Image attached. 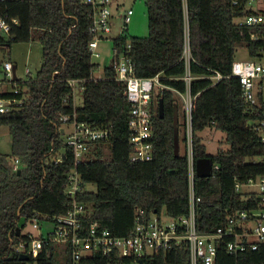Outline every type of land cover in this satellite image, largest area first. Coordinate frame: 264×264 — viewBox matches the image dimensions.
I'll return each instance as SVG.
<instances>
[{
  "label": "trees",
  "instance_id": "1",
  "mask_svg": "<svg viewBox=\"0 0 264 264\" xmlns=\"http://www.w3.org/2000/svg\"><path fill=\"white\" fill-rule=\"evenodd\" d=\"M144 2L148 36L126 34L113 40L117 53L130 40L137 76L160 75L166 86L158 89L156 100L152 97L154 157L133 162L129 157L131 105L125 84L116 78L112 66L104 69L102 78L94 79L98 65L89 51L92 7L81 0L0 1V16L19 21L12 27L11 39L0 37V44L8 51L12 43L39 41L43 58L39 81L29 85L31 97L24 108L0 119L12 137L11 153L0 155V264H25L10 246L9 237L17 242L27 239L23 231L34 217L63 215L71 209L66 189L68 174L75 168L83 187H97L79 193L78 201L90 204L92 219L114 235L130 232L137 208L147 215L162 210L170 217L189 213L187 157L175 152L178 92L186 91L182 77L188 70L196 77L190 86L194 157L196 161L211 158L218 166L211 177L195 178V194L200 198L196 206L198 230L214 232L235 210L256 207L255 201L248 199L249 193L238 192L236 185L264 178V143L252 127L253 119L262 118L264 92L258 94L260 109L245 103L240 81L232 76V64L238 48H246L250 58H259L264 40H253L248 28L235 23L243 15V7L232 6L230 0ZM256 30L264 33V28ZM187 33L189 64L184 57ZM216 74L223 78L214 81ZM67 79L86 81L82 107L75 106ZM160 99L164 102L163 118L158 114ZM74 113L78 121L113 131L108 142L94 144L78 165L58 129L61 115ZM207 128L224 132L229 148L209 153L199 134ZM63 150L65 160L56 164L52 159ZM12 158L19 159L18 170H14ZM22 219L25 225L17 236ZM225 247L226 242H218V264H264V244L238 256L229 255ZM39 260L40 264H61L55 251L42 253ZM156 264H189V251L186 247L159 251Z\"/></svg>",
  "mask_w": 264,
  "mask_h": 264
},
{
  "label": "built area",
  "instance_id": "2",
  "mask_svg": "<svg viewBox=\"0 0 264 264\" xmlns=\"http://www.w3.org/2000/svg\"><path fill=\"white\" fill-rule=\"evenodd\" d=\"M2 1V0H0ZM84 5L92 7V25L90 33L93 39L89 43L91 58L99 57L100 43L107 39L112 32L114 14L113 6L123 5L119 0H81ZM232 6L243 7V15L235 19V23L248 28L251 38L255 41L264 40V33L258 32L257 27L264 28V0H230ZM134 8H127L121 14L124 24L120 36L127 34V23L134 15ZM18 19L0 16V37L5 41L11 39L14 25ZM128 35V34H127ZM6 45L0 44V119L24 108L31 97L30 84L38 82L31 77L26 69L25 76L18 75V65L5 58ZM131 42L127 41L122 52L113 49L112 67L116 78L125 84V94L130 103L128 114L129 142L132 146L130 160L133 162H147L154 157V121L152 97L155 89L166 86L161 82L160 75L143 78L136 75L135 66L130 56ZM184 57L189 64L191 51L188 33L185 43ZM58 72H55V74ZM232 76L237 77L241 84V96L245 103L260 109L258 94L264 92V47L259 58L235 60L232 64ZM196 77L188 72L182 77L186 83V91L178 92L183 99L184 111V154L187 157L189 179V213L184 216L170 217L165 210L152 212L147 215L143 209L137 208L134 224L127 235H114L99 221L92 219V206L78 201L79 193L87 191L82 186L81 175L75 168L68 174L66 193L72 200V207L63 215H41L34 217L29 224L38 231L32 235L24 232L28 237L16 241L9 237L10 246L19 256L26 254L25 264H40V255L55 251L61 264H156L158 252H169L177 247H186L189 251V264H218V242H226V252L238 256L244 252L257 251L264 244V178H252L246 183H237L236 190L242 192L243 185H249V200H254L256 207L251 210H235L230 213L224 225L214 232H200L197 227L196 206L200 200L195 194L196 160L194 157L192 109L193 97L190 93L192 80ZM221 74H216L214 81H220ZM95 80L98 78H94ZM75 100V91L85 89V80L67 79ZM260 110H257L259 112ZM262 118L252 122L253 129L259 134L264 143V111ZM58 129L64 135L65 145L72 150L75 164L86 160L92 146L98 142H108L112 136L109 127L92 126L78 121L76 113L62 114ZM10 134L6 124L0 123V141L5 132ZM2 155V154H0ZM63 153L54 155L56 164L65 160ZM14 170L20 167L18 158H12ZM264 163V159H262ZM218 166L213 164V169ZM52 226L45 234L42 224ZM66 259V260H65Z\"/></svg>",
  "mask_w": 264,
  "mask_h": 264
},
{
  "label": "rangeland",
  "instance_id": "3",
  "mask_svg": "<svg viewBox=\"0 0 264 264\" xmlns=\"http://www.w3.org/2000/svg\"><path fill=\"white\" fill-rule=\"evenodd\" d=\"M123 2V5L113 6L112 11L114 19L112 21V32L107 35V39L100 43L98 51L100 52L99 57H94L93 62L98 65L95 71V77L100 79L104 75V69L112 66L114 58L113 53V40L118 38L122 25L124 24L121 14L129 8H134V15L131 17L130 22L127 23V34L130 37H146L149 34L148 30V18L146 13V5L144 0H119ZM5 58L10 60L12 63L18 65V75L26 77L25 71L29 69L31 77H36L37 73L41 69L43 58H42V46L39 41L31 42H19L12 43L8 51H6ZM237 60L249 59L250 56L246 48H238L235 54ZM158 89L153 92V97L156 100ZM83 105V92L77 88L75 91V106L82 107ZM178 110L177 117L179 123V150L180 153L184 152L185 141L183 138L184 132V111H183V99L178 96ZM158 107V102H157ZM203 138L207 146V151L211 154L216 153L220 148L228 149L229 145L225 142V133L213 128H207L199 133ZM12 137L6 131L4 138L0 141V154L11 153ZM256 161H261V158H256ZM97 187L93 184L87 186V190L96 191ZM253 189L249 185L242 186V192L247 193ZM52 226L48 223L42 224V233L45 234L48 229ZM24 232H30L32 235H37L38 231L34 230L30 224L24 229Z\"/></svg>",
  "mask_w": 264,
  "mask_h": 264
},
{
  "label": "water",
  "instance_id": "4",
  "mask_svg": "<svg viewBox=\"0 0 264 264\" xmlns=\"http://www.w3.org/2000/svg\"><path fill=\"white\" fill-rule=\"evenodd\" d=\"M158 114L160 118H163L164 116V102L162 99L159 100L158 103ZM175 125H176V134H175V152L176 154H179L180 150H179V128L177 127L178 124V117H177V111L175 114ZM18 173H20V171H18ZM196 173H197V177H201V178H208L211 177L213 175V161L211 158H201L198 159L196 161ZM25 225V221L24 219H22L19 223L18 228L16 229V235L19 236L21 235V230L23 229ZM20 259L22 261H27L28 260V256L26 254H21L20 255Z\"/></svg>",
  "mask_w": 264,
  "mask_h": 264
}]
</instances>
